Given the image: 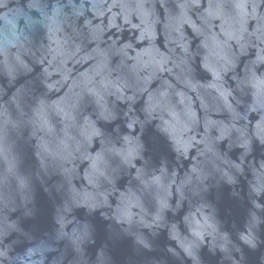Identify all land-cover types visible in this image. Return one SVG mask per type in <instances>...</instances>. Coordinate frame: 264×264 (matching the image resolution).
Masks as SVG:
<instances>
[{"label": "clouds", "instance_id": "clouds-1", "mask_svg": "<svg viewBox=\"0 0 264 264\" xmlns=\"http://www.w3.org/2000/svg\"><path fill=\"white\" fill-rule=\"evenodd\" d=\"M205 250L264 264V0H0V264Z\"/></svg>", "mask_w": 264, "mask_h": 264}, {"label": "water", "instance_id": "water-1", "mask_svg": "<svg viewBox=\"0 0 264 264\" xmlns=\"http://www.w3.org/2000/svg\"><path fill=\"white\" fill-rule=\"evenodd\" d=\"M227 206V198H226V194H225V203L221 205V214H220V218L221 220L225 219V211L224 208ZM204 256V259L206 262L211 261L212 264H215V262H217L219 260V256L220 254L217 253L216 257H212L210 253L207 252V250H205V252L202 254Z\"/></svg>", "mask_w": 264, "mask_h": 264}]
</instances>
